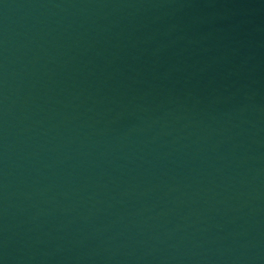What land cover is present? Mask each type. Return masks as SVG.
<instances>
[{"label":"water","instance_id":"95a60500","mask_svg":"<svg viewBox=\"0 0 264 264\" xmlns=\"http://www.w3.org/2000/svg\"><path fill=\"white\" fill-rule=\"evenodd\" d=\"M0 264H264V0H0Z\"/></svg>","mask_w":264,"mask_h":264}]
</instances>
